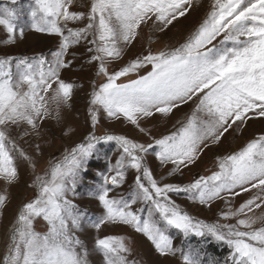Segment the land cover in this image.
<instances>
[{
  "label": "snow or ice",
  "instance_id": "6c2138e0",
  "mask_svg": "<svg viewBox=\"0 0 264 264\" xmlns=\"http://www.w3.org/2000/svg\"><path fill=\"white\" fill-rule=\"evenodd\" d=\"M200 6L201 0H34L31 29L59 37V50L52 61L20 60L15 76L11 58L0 59V180L7 185L19 182L18 158L35 170L46 125L61 124L62 110L70 107L76 87L62 79V72L78 59L71 48L84 49L81 69L92 68L103 82L98 86L93 82L88 94L89 132L61 158L50 160L44 175H36L27 185L36 189L35 196L18 207L0 264H88L87 249L75 232L88 223L89 210L74 200L88 175L89 158L102 142H115L120 155L108 166V174L101 173L103 182L89 186L81 197L95 201L100 209L91 225L94 229L129 226L155 254L179 253L182 264H218L202 258L201 249L191 244L193 238L226 244L231 264H264V134L218 157L216 171L188 185L157 181L148 163L152 155L161 166L172 165V172L190 168L226 134L242 133L250 121L264 119V0H211L204 18L183 41L155 51L149 48L109 71L135 47L145 27L165 33ZM16 19L15 9L0 14L9 42ZM190 102L191 114L177 122L174 132L148 143L96 134L98 114L103 113L150 136L141 121L168 119ZM19 141L32 147L33 154ZM130 170L134 182L125 197L117 190ZM170 193H187L208 208L222 201L225 210L215 223L195 220ZM7 204L8 197L0 195V212ZM41 219L44 233L34 228ZM169 229L177 230L181 246ZM130 244L122 236H105L95 240V250L104 264H138L128 259Z\"/></svg>",
  "mask_w": 264,
  "mask_h": 264
},
{
  "label": "rangeland",
  "instance_id": "374dc122",
  "mask_svg": "<svg viewBox=\"0 0 264 264\" xmlns=\"http://www.w3.org/2000/svg\"><path fill=\"white\" fill-rule=\"evenodd\" d=\"M211 0H201V6L196 12L187 18H181L175 23L169 31L160 33L154 31L151 27H145L138 39L135 47L126 53L120 64L110 65L109 71L118 68L136 55L148 50L153 51L163 48L165 45L176 44L183 41L187 35L196 27L204 18L209 9ZM34 7V0H17L15 4L12 0H0V14L7 9H15L17 19L15 21L16 32L9 42V34L5 29L0 27V59L11 58L10 71L15 76L21 70L18 62L22 59L34 61L35 58L46 59L52 61L53 53L59 50V37L50 36L45 33L32 31V17L30 12ZM74 10H83L80 8ZM21 32L23 35H21ZM84 51L82 47H73L70 52H74L78 59L75 61L71 69L62 72V79L66 82L73 83L74 95L70 101V107L62 110V121L57 125L54 121H49L45 127L44 138L39 141L43 148V154L35 157V170H33L28 161L17 159V167L19 171V182L15 185H7L0 180V195L8 197V204L5 209L0 212V258L6 251L7 229L10 227L18 207L34 198L36 189L28 188L27 185L32 183L36 175H44L50 160L53 162L61 158L62 153L66 149H70L74 145L81 142L82 138L89 132L91 127L90 118L87 113L88 94L92 90V83L97 86L103 82V77H95L94 70L90 67L81 69L80 59L81 53ZM71 59V55L67 57ZM47 64L44 65L46 69ZM126 82V80L124 81ZM194 105L190 102L182 106L175 114L168 119L159 116L141 121V125L149 130L150 136H146L132 126L121 123L118 120H110L105 114L99 113V120L96 127V134L103 135L110 133L115 135H125L129 139H133L140 143H148L152 137L160 138L174 132L179 127L178 121L184 119L187 114H191ZM51 127V133L47 132V128ZM65 132L67 134H65ZM264 134V119H256L249 122L242 133L226 134L223 142L206 149L201 155L196 165L190 168H184L179 172H172V165L161 166L154 156L149 155L148 163L154 177L161 183H172L177 185H188L200 176H210L213 171L217 170V158L233 151L239 150L247 141L254 137ZM20 146L29 154H33V148L29 147L23 141H19ZM120 152L115 142H102L97 145V151L88 161V175L84 177V183L78 186V195L74 202L79 206L86 207L89 210L88 223L83 225L75 232V235L84 243L87 249L88 264H104L102 255L95 250V240L105 236H122L126 241H131L132 254L129 260L137 261L138 264H182L179 253L176 256L160 257L151 249L150 243L140 234L135 233L129 226L121 224L102 225L97 231L91 225L98 219L100 209L95 201H85L81 197L87 191L89 186H96L102 183L103 174H108V166L114 165L119 158ZM171 173V174H170ZM135 173L131 170L126 174V182L117 190L119 193L127 197L129 195L130 186L134 182ZM111 187V185H109ZM171 199L180 209L187 213L195 220L205 223H215L225 205L222 201H216L211 208L202 206L198 201L190 198L187 193H170ZM72 199V197H69ZM246 196L238 197L233 203V207L239 205ZM134 207H141L135 205ZM224 223L225 221H220ZM259 225H257L258 227ZM35 231L44 233L47 231L45 222L41 219L34 225ZM168 234L174 239V242L181 246L177 230L169 229ZM193 247H199L202 251V258L207 262L213 260L218 264H231L229 259L231 250L226 244L213 241L201 243L198 238L191 240ZM212 247L225 249L228 256L225 259L213 258L210 251ZM186 250V249H185Z\"/></svg>",
  "mask_w": 264,
  "mask_h": 264
},
{
  "label": "trees",
  "instance_id": "16d2710c",
  "mask_svg": "<svg viewBox=\"0 0 264 264\" xmlns=\"http://www.w3.org/2000/svg\"><path fill=\"white\" fill-rule=\"evenodd\" d=\"M210 254L213 258H219L220 260L225 259L228 256L225 249H218L217 247H212Z\"/></svg>",
  "mask_w": 264,
  "mask_h": 264
}]
</instances>
